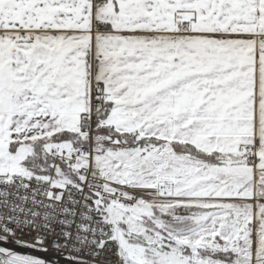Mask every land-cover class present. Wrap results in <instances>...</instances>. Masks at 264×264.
I'll return each mask as SVG.
<instances>
[{"label": "snow or ice", "instance_id": "snow-or-ice-1", "mask_svg": "<svg viewBox=\"0 0 264 264\" xmlns=\"http://www.w3.org/2000/svg\"><path fill=\"white\" fill-rule=\"evenodd\" d=\"M0 264H264V0H0Z\"/></svg>", "mask_w": 264, "mask_h": 264}]
</instances>
